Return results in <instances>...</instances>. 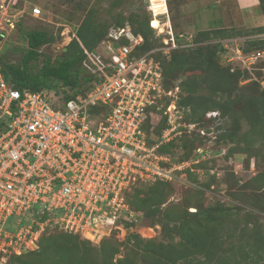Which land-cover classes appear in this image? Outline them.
Wrapping results in <instances>:
<instances>
[{
  "label": "rangeland",
  "instance_id": "1",
  "mask_svg": "<svg viewBox=\"0 0 264 264\" xmlns=\"http://www.w3.org/2000/svg\"><path fill=\"white\" fill-rule=\"evenodd\" d=\"M36 7L41 14L34 16ZM261 13L255 8L252 15ZM248 17L236 0H0L2 65L21 64L28 49L26 32L40 29L53 38L39 48L40 60L31 69L37 73L46 56L63 58L85 21L108 34L119 24L132 28L148 20L152 50L161 65L172 53L186 55L195 46L222 70L231 68L241 75L229 93L198 90L205 108L199 107L196 114L179 105L185 96L180 90L176 130L167 137L169 142L163 138L167 129L162 130L168 117L160 111L151 117L147 133L152 144L171 145L165 154L168 167L181 169L144 193L148 203L140 205L138 200L146 212L143 220L99 245L50 232L41 243L38 240L40 250L22 253L12 248L15 255L5 256L0 250V264H264V56L253 60L239 52L264 50V25L252 26ZM7 19L14 22L13 28ZM217 27L228 30L212 34L210 40L201 34ZM172 37L178 48L167 51ZM184 71L176 85L195 74L204 76L203 71ZM56 90L64 91L60 85ZM206 214L212 215L210 223ZM169 245L174 247L166 251ZM44 248L47 253L40 254Z\"/></svg>",
  "mask_w": 264,
  "mask_h": 264
},
{
  "label": "built area",
  "instance_id": "2",
  "mask_svg": "<svg viewBox=\"0 0 264 264\" xmlns=\"http://www.w3.org/2000/svg\"><path fill=\"white\" fill-rule=\"evenodd\" d=\"M39 14L41 9L34 8L33 15ZM143 44L130 26L111 31L84 63L95 77L87 95L68 101L54 90L15 88L0 65L4 256L15 255L12 248L36 250L38 240L54 231L95 245L116 231L126 233L127 224L139 223L142 216L129 204L133 192L166 182L173 170L181 169L169 168L170 158L149 143L146 127L156 115L151 109L168 117L163 138L170 141L180 88L166 90L156 51L139 54ZM166 44L167 51L178 48L175 37ZM165 98L171 99L167 107L160 104Z\"/></svg>",
  "mask_w": 264,
  "mask_h": 264
},
{
  "label": "trees",
  "instance_id": "3",
  "mask_svg": "<svg viewBox=\"0 0 264 264\" xmlns=\"http://www.w3.org/2000/svg\"><path fill=\"white\" fill-rule=\"evenodd\" d=\"M261 11L264 13V0H259ZM136 25H134L131 29L134 35L142 36L144 38L143 46L138 48L139 54H145L147 52L152 51L154 48V44L150 40V36H152L153 29L150 27V22L148 20L137 21ZM89 22L85 21L79 28L76 33L77 39L74 38L73 42L70 44L68 51L64 54L63 58L53 60L51 57L46 56L43 60L41 67L39 68L37 73H32V64L34 62H38L41 57V52L39 48L51 44L53 42L52 36L44 30H33L31 32H26V40L28 42V49L23 55L20 65H13V64H4L2 65V61L0 58V65L3 68V72L5 75L6 81L13 85L15 88L19 90L29 89L33 92H45V91H52L55 89V85H60L61 89L64 90L62 93L57 91V94H63V99L74 100L80 97H85L88 91L91 88L92 82L95 80L94 75L89 73L87 69H85L84 63L88 57V53H95L97 48L101 45V43L108 37L109 33H98L95 30V27L91 25L89 28ZM118 28H123L124 24H119ZM87 27L89 29H87ZM228 30L225 27H217V29H209L205 31H201L202 35H206V39H209L212 34L219 33L220 31ZM264 32L260 31V34ZM197 40V39H196ZM210 40V39H209ZM126 42V41H125ZM81 43L83 46H81ZM240 50V49H239ZM241 51V56L250 57L253 55H262L263 51H255V52H248L245 53L244 50ZM184 52V51H182ZM207 55V54H206ZM205 54L201 53V50L197 47H192L191 50L186 51L185 54L180 53H172L169 58H165L162 62V69L163 75L165 79V88L167 91L176 87V81L179 76L185 73L184 69L189 72H199L203 71L204 76L201 74L193 75V78H187L185 81H181L179 84V88L182 92L183 98L179 102L180 106L183 107H190L192 112L196 114L198 112V108L204 106L205 103L203 97L196 96L198 90H212V92H223L229 93L230 87L233 85L234 82L238 83L240 78V72L235 71L231 68L222 70L218 65H216L210 57L206 58ZM156 57V55H155ZM264 94V89L262 90ZM181 92L179 94H181ZM262 94V95H263ZM165 98V107L170 104ZM167 101V102H166ZM264 101V100H263ZM165 109H163L164 111ZM153 113L156 115L159 112H156L155 109H151ZM207 111H203L202 114H206ZM163 115V112L161 111ZM201 114V115H202ZM164 116V115H163ZM151 119V117H150ZM149 119V122H150ZM164 122L162 124V130L169 128L167 124L166 117H164ZM148 122V123H149ZM148 128V124L146 130ZM150 145L152 144L151 139H149ZM162 145L159 147L158 151L162 154L169 153V147L171 145ZM165 182H157L153 185H149L140 189H137L133 192L134 198L131 200L129 199V204L131 208L136 212H141L142 216L139 217L140 220H143L146 216V212L141 207L149 202L148 199H144V193L147 194L148 191L157 188V185L162 184ZM143 193V194H142ZM131 197V196H130ZM133 197V196H132ZM143 197V198H141ZM140 200V205L138 203ZM199 211L196 212V214ZM194 214V213H193ZM209 223L212 220V215L206 214L204 215ZM136 224H127V227L135 226ZM189 227V226H188ZM193 227H191L192 229ZM195 229V227H194ZM194 229L192 230L194 233ZM56 232V231H55ZM195 234V233H194ZM47 235V234H45ZM40 238V243L43 237ZM55 236H66V237H79L74 235H69L64 232L57 231ZM109 238V237H106ZM105 238V239H106ZM102 240V243L105 241ZM190 242H193V238L188 239ZM88 241V240H87ZM90 242V241H89ZM93 244V243H92ZM95 245V244H94ZM170 248H166V251H170L173 249L174 246L169 245ZM107 244L102 245V249H105ZM39 249V248H38ZM36 249V250H38ZM34 250V251H36ZM40 250V249H39ZM31 251V252H34ZM115 251H118L115 249ZM29 252V253H31ZM26 254H22L21 256H14V257H23ZM47 248H44L40 251V254H46ZM158 264H162V260L158 262Z\"/></svg>",
  "mask_w": 264,
  "mask_h": 264
},
{
  "label": "crops",
  "instance_id": "4",
  "mask_svg": "<svg viewBox=\"0 0 264 264\" xmlns=\"http://www.w3.org/2000/svg\"><path fill=\"white\" fill-rule=\"evenodd\" d=\"M238 9L244 15L249 16L247 23H250L252 26L255 24H263L264 25V13L262 12L261 15H252L253 10L257 8V10L261 9L260 1L259 0H236ZM247 20V19H246Z\"/></svg>",
  "mask_w": 264,
  "mask_h": 264
},
{
  "label": "bare ground",
  "instance_id": "5",
  "mask_svg": "<svg viewBox=\"0 0 264 264\" xmlns=\"http://www.w3.org/2000/svg\"><path fill=\"white\" fill-rule=\"evenodd\" d=\"M212 117V116H211Z\"/></svg>",
  "mask_w": 264,
  "mask_h": 264
}]
</instances>
